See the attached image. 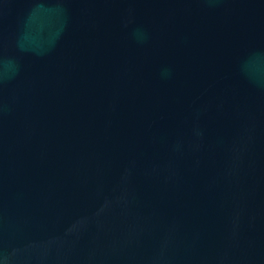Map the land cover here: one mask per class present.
<instances>
[{
	"label": "water",
	"instance_id": "water-1",
	"mask_svg": "<svg viewBox=\"0 0 264 264\" xmlns=\"http://www.w3.org/2000/svg\"><path fill=\"white\" fill-rule=\"evenodd\" d=\"M0 264H264V0H0Z\"/></svg>",
	"mask_w": 264,
	"mask_h": 264
}]
</instances>
